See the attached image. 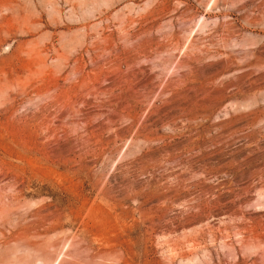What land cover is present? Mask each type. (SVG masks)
I'll return each instance as SVG.
<instances>
[{
    "label": "rangeland",
    "instance_id": "374dc122",
    "mask_svg": "<svg viewBox=\"0 0 264 264\" xmlns=\"http://www.w3.org/2000/svg\"><path fill=\"white\" fill-rule=\"evenodd\" d=\"M0 264H264V0H0Z\"/></svg>",
    "mask_w": 264,
    "mask_h": 264
}]
</instances>
